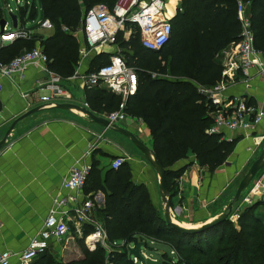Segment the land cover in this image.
Instances as JSON below:
<instances>
[{"label": "trees", "instance_id": "obj_1", "mask_svg": "<svg viewBox=\"0 0 264 264\" xmlns=\"http://www.w3.org/2000/svg\"><path fill=\"white\" fill-rule=\"evenodd\" d=\"M240 1L246 5L253 46L264 58V0ZM114 2L38 0L41 19L48 20L53 27L52 35L40 42L51 72L64 81L73 74L79 46L72 32L92 6L103 4L111 9ZM236 4L237 0H182L180 11L169 20V39L156 52L140 46L137 29L126 42L121 39L120 31L116 33L114 45L119 52L114 54L133 68L137 80L135 93L123 102L122 111L142 121L147 129L150 151L164 170L166 189L171 195L182 173L171 167L188 152L199 166L212 171L232 151V144L224 142L221 134H207L211 125L209 113L213 108L197 92L196 85L213 86L223 79L219 54L234 48L241 39ZM29 9L33 17L35 9L32 6ZM27 12L25 6L19 8L18 18L31 19ZM127 25L130 24H123ZM33 46V39L14 40L0 48V61L7 62ZM108 56L95 57L88 72L107 64ZM164 75L174 80L163 78ZM84 92V103L96 115H108L121 105L120 98L103 87ZM95 166L96 163H90L82 188L86 186L90 191L103 194V208L97 214L104 227L107 251L98 245L89 251L83 238L74 235L81 258L65 263L53 260L51 254L44 251L30 264H133L127 247L136 243L144 245L143 238L172 241L169 248L177 256L175 262L168 264H177L182 258L186 264H264V216L255 214L252 206L238 213L237 228L225 220L198 233H179L167 226L148 205L144 186L130 181L124 164L107 171L102 181ZM257 204L264 208V198ZM81 232L85 237L90 228L81 227Z\"/></svg>", "mask_w": 264, "mask_h": 264}, {"label": "crops", "instance_id": "obj_2", "mask_svg": "<svg viewBox=\"0 0 264 264\" xmlns=\"http://www.w3.org/2000/svg\"><path fill=\"white\" fill-rule=\"evenodd\" d=\"M181 2L182 0H163V14L168 21L180 11ZM15 4L18 5V2L15 1ZM15 16L21 26L30 29L32 35L39 39V44L35 42L36 45L40 46L41 40L53 33V29L36 27L41 20L40 8L39 18L35 17L34 21L27 19V16L23 20L19 19L18 15ZM129 24L119 29L124 42L128 41L137 29L134 24ZM76 30L72 33L79 46L78 61L73 71L77 77L88 72L90 62L95 57L107 54L109 59L115 51L119 52L115 45L110 46L112 47L110 52L103 51L106 46L88 50L81 35L77 32L74 34ZM234 50L235 48L230 47L219 54L221 66ZM47 81L48 74L35 67L27 68L11 79L2 80L0 140L5 134L6 136L4 145L0 148V252L8 251L11 254H18L23 251L41 229L54 203L69 194L73 195L78 203L86 199L90 201L92 217L102 225L100 216L97 214L104 203L101 192L90 191L86 186L72 193L63 188L70 168L81 163L89 165L91 162L96 163L95 169L99 171L102 181L105 173L111 170L109 167L111 160L123 158L122 164L128 169L130 181L135 185L144 186L148 205L164 221L158 179L154 170L141 169L138 162L128 163L122 155L123 150L129 147L128 139L125 137L92 124L85 118L75 116L72 114L73 111L58 110L40 102V97L48 95L44 89ZM63 87L71 95V99L57 103L82 107L86 93L79 80L65 82ZM221 97L244 98L248 105L264 114V76L258 75L254 69H251L246 82L238 79L233 82L228 81ZM71 100L74 101L71 102ZM34 109H36L35 113L19 119L23 114ZM85 109L90 111L88 107ZM118 126L129 131L147 148H150V136L142 121L126 115V119ZM221 137L224 142L232 144V151L224 162L212 171L199 166L189 152L184 159L172 165L171 170L182 171L176 180L175 193L173 195L168 193L171 204L169 218L173 224L184 228H195L221 214L220 212L230 202L246 169L264 151V116L250 131L222 130ZM253 184L254 191L259 188V191L255 193L257 202L264 198V168L256 176ZM175 207L179 209L177 217L171 215V210ZM102 228L104 230L103 226ZM71 238L75 248L71 250V258L67 262L82 256L74 238ZM146 241L154 242L152 238L142 239V242ZM144 245L139 248V253L142 255L146 250L143 248ZM50 247L47 250L48 253H50ZM75 251L78 252L77 255L74 254Z\"/></svg>", "mask_w": 264, "mask_h": 264}, {"label": "built area", "instance_id": "obj_3", "mask_svg": "<svg viewBox=\"0 0 264 264\" xmlns=\"http://www.w3.org/2000/svg\"><path fill=\"white\" fill-rule=\"evenodd\" d=\"M163 13V0H115L111 9L98 4L86 11L74 34L77 32L81 35L88 50L114 46L116 33L125 22H129L134 24L138 30L140 46L156 52L166 44L171 33L170 23ZM236 18L241 28V39L221 66V78L223 79L213 86L196 85L197 92L213 108L209 113L211 125L206 131L207 134H221L222 130L250 131L264 116L261 111L248 105L244 98L224 99L221 97L228 81L233 82L238 79L246 82L251 69H254L258 75L264 76V58L262 53L253 46L246 16V5L240 0H237L236 4ZM37 25L41 29H53L46 19H41ZM30 39L39 44V39L32 35L30 29L21 26L16 17L15 27H12L10 22L9 29L4 23L0 32V48L14 40ZM36 43L31 49L23 50L9 61H0V93L3 89L2 80L11 79L27 68L35 67L48 74V81L44 85L48 95L39 98V101L45 105L52 107L58 101H69L71 95L64 90L63 83H71L78 79L84 90L100 86L122 100L118 110L100 116L108 122V125L118 126L126 119L122 111L123 102L134 95L137 80L133 68L127 66L119 55H111L107 64L94 71L79 77L72 74L64 81L48 69L49 60ZM82 107L87 108V105L83 103ZM123 161V158L113 159L109 167L116 169ZM89 170L90 165L87 163L76 164L70 168L63 188L70 193L81 190ZM91 208L90 201L86 199L78 203L71 194L57 200L54 207L48 211L41 229L28 242L26 248L18 254L1 251L0 264H29L36 256L47 251L52 243L60 242L68 234L71 237L76 235L77 238H83V243L88 250H93L96 245L108 249L102 225L93 219ZM171 215L177 217L179 209L173 208ZM84 226H88L90 232L82 237L81 227ZM128 248L132 246L128 245ZM140 256L146 259L142 254ZM133 260L136 259L131 257V261Z\"/></svg>", "mask_w": 264, "mask_h": 264}, {"label": "water", "instance_id": "obj_4", "mask_svg": "<svg viewBox=\"0 0 264 264\" xmlns=\"http://www.w3.org/2000/svg\"><path fill=\"white\" fill-rule=\"evenodd\" d=\"M8 18L11 22L12 27H15L16 24V16L13 14H8ZM4 20H0V32L2 31L4 27ZM53 108L58 110H65V111H73L80 113L84 116L88 122L92 124H96L97 126L109 130L111 132L117 133L126 139L133 145V147L142 155V157L145 159V161L149 164V166L154 170L155 174L157 175L158 179V192L160 194V198L162 201V204H164L163 207V219L164 223L169 226L171 229L184 234H194L201 232L203 230H206L208 228H211L217 224H219L222 221L229 220V214L231 212L232 204L238 201L241 193L249 186L250 182L254 179V177L264 168V151H262L257 158L250 164L248 167L246 173L243 175L241 180L238 182L235 192L230 200V202L227 204L226 209L223 213L219 214L218 216H215L214 218L206 221L204 224L195 227V228H184L181 226H178L176 224H173L170 221L169 218V209H170V196L168 195L165 180H164V170L159 165V163L156 161L154 155L151 153V151L142 143L140 142L133 134H131L129 131L116 126V125H108V122L97 115H94L87 109L83 107H79L73 104L68 103H61V104H55ZM36 109L29 110L23 116H21L19 119L28 116L32 113H35ZM6 136V134H5ZM5 136L0 140V148L4 145V139ZM142 246V243H136L132 246V248H128L127 252L128 255L136 259L140 264H157V262L149 260V259H143L140 256L139 248Z\"/></svg>", "mask_w": 264, "mask_h": 264}, {"label": "rangeland", "instance_id": "obj_5", "mask_svg": "<svg viewBox=\"0 0 264 264\" xmlns=\"http://www.w3.org/2000/svg\"><path fill=\"white\" fill-rule=\"evenodd\" d=\"M15 1L18 2V5L15 4ZM26 2L24 5L23 3ZM23 6H25L28 10V14H29V18L33 19V21L39 18V4H38V0H0V20H4V22L6 23V27L10 29V20L8 18V13H12L15 15H18V10L19 8H22ZM35 8V13L36 16L34 15L33 17H31L30 13H31V9H29L30 7ZM10 11H9V10ZM8 12V13H7ZM170 15V14H168ZM30 20V19H29ZM37 21V20H36ZM35 21V22H36ZM40 21V20H39ZM33 22V23H35ZM37 28H39V26H36ZM41 48V46H40ZM104 52H110L112 51V47L110 46H106L103 48ZM163 78L169 79V80H174V77L168 76V75H164ZM74 100H71V102ZM72 114H74L75 116H80L82 118H84V116L80 115L79 113L76 112H72ZM129 142V141H128ZM127 142V149L123 150V156L126 158V160L128 161V163H133V162H138V166L141 169H151V167L148 165V163L145 161V159L142 157V155L133 147V145L129 142ZM149 148V147H148ZM150 150V148H149ZM250 166V165H249ZM248 169V168H247ZM246 169V171H247ZM246 171L244 172V174L246 173ZM243 174V175H244ZM242 175V177H243ZM241 177V178H242ZM240 178V180H241ZM256 176L254 177V179L250 182L249 186L241 193L238 201H236L235 203L232 204L231 207V212L229 214L228 217V221L231 222V224L237 228V224H236V220H237V215L238 213L244 209L246 206H252V208L254 209V213L256 214V212L263 214L264 216V208L262 206H259L258 204L256 205V192L259 191V188L254 191V180H255ZM239 180V181H240ZM248 189V190H247ZM254 191V192H253ZM162 207H164V204H162ZM163 209V208H162ZM226 208H224L220 213H223L225 211ZM236 217V218H235ZM70 235L68 234V236L66 238H64L63 240H61L60 242H58L56 245L52 244V246L50 247V254L52 256V259L55 261H62V262H67V260H70L71 256H70V252L71 250H74L75 247H73V239H70ZM67 241H66V240ZM152 243L150 242H145L146 245H144V249L145 252L143 253L144 258H147L149 260L155 261L157 262V264H168L169 262H175L176 261V254L174 252H172L169 248V246L172 244L171 240H165L163 239L162 241L157 240V239H152ZM147 246V248H146ZM107 248V247H106ZM104 249V247H103ZM106 250V249H104ZM93 251V250H92ZM75 251V255L78 254V252ZM193 258H195V256H193ZM184 258L181 259L180 262H178L177 264H186ZM133 264H139L136 260L132 261ZM187 262V261H186Z\"/></svg>", "mask_w": 264, "mask_h": 264}]
</instances>
